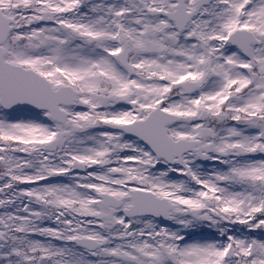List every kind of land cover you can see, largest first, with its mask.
<instances>
[{"label": "snow or ice", "instance_id": "obj_1", "mask_svg": "<svg viewBox=\"0 0 264 264\" xmlns=\"http://www.w3.org/2000/svg\"><path fill=\"white\" fill-rule=\"evenodd\" d=\"M0 264H264V0H0Z\"/></svg>", "mask_w": 264, "mask_h": 264}]
</instances>
